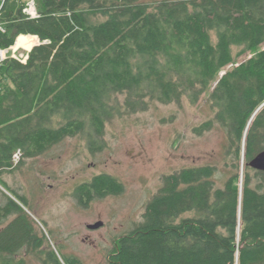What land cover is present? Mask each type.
Instances as JSON below:
<instances>
[{
    "label": "trees",
    "instance_id": "16d2710c",
    "mask_svg": "<svg viewBox=\"0 0 264 264\" xmlns=\"http://www.w3.org/2000/svg\"><path fill=\"white\" fill-rule=\"evenodd\" d=\"M37 5L38 19L25 18L15 2L2 18L0 48L20 35L37 36L41 44L27 63L9 58L0 68V178L88 129L89 149L99 150L119 96L137 112L151 102L188 97L196 103L209 95L218 111L202 128L228 129L239 160L245 149L242 173L238 161L223 188L215 187L212 166L165 176L144 222L119 240L110 264H264V173L248 165L264 151V0L163 1L154 10L142 0ZM18 150L23 157L14 166ZM123 192L106 174L78 189L83 205ZM6 197L0 225L23 213ZM189 212L196 216L181 217ZM12 221L0 232V264H26L18 254L40 253L44 240ZM48 259L63 264L53 253Z\"/></svg>",
    "mask_w": 264,
    "mask_h": 264
},
{
    "label": "rangeland",
    "instance_id": "374dc122",
    "mask_svg": "<svg viewBox=\"0 0 264 264\" xmlns=\"http://www.w3.org/2000/svg\"><path fill=\"white\" fill-rule=\"evenodd\" d=\"M163 1L178 0H142L152 10ZM40 44L38 37L34 45ZM14 48H18L16 56L28 54L17 42ZM212 103L209 95L196 103L184 97L171 104L151 102L144 110L129 112L125 97L119 96V108L106 124L99 150L89 149L92 132L88 129L5 172L0 178V207L7 205L9 195L23 213L16 211L5 219L0 232L13 220L15 226L28 225L37 240H44L40 253L21 251L17 259L46 264L53 253L63 264V259L77 264H110L117 241L144 222L147 205L163 186L165 176L212 166V181L216 188H223L238 171V161L242 173L245 149L239 160L228 129L219 123L209 130L202 128L218 111ZM102 174L116 178L124 192L81 204L79 187ZM251 176L256 187L259 179L252 171ZM193 216L196 213L189 212L181 217ZM99 223L102 227L89 229Z\"/></svg>",
    "mask_w": 264,
    "mask_h": 264
},
{
    "label": "built area",
    "instance_id": "2783aa9c",
    "mask_svg": "<svg viewBox=\"0 0 264 264\" xmlns=\"http://www.w3.org/2000/svg\"><path fill=\"white\" fill-rule=\"evenodd\" d=\"M10 2H15L21 9L22 15L30 20L38 19L41 15L38 10L37 0H0V32L5 33L6 28L5 24L2 21L4 12L6 10V5ZM21 37H24V35H20L19 38H17V43L19 44V40ZM16 44V43H15ZM25 51H28V54H20L16 56L18 48H14V45L10 48L4 49L0 48V68L2 64L9 58H13L23 64L27 63V60L29 58V52L32 49H28L27 47L20 45ZM35 47L32 46L31 48ZM13 51V54H10V52ZM0 94H1V88H0ZM23 157V152L21 150H18L15 152L13 156V162L15 164L20 163Z\"/></svg>",
    "mask_w": 264,
    "mask_h": 264
},
{
    "label": "water",
    "instance_id": "95a60500",
    "mask_svg": "<svg viewBox=\"0 0 264 264\" xmlns=\"http://www.w3.org/2000/svg\"><path fill=\"white\" fill-rule=\"evenodd\" d=\"M249 167L263 172L264 173V151L260 152L259 154H257L250 162H249ZM102 223L93 225V226H89L90 229H98L102 226Z\"/></svg>",
    "mask_w": 264,
    "mask_h": 264
},
{
    "label": "bare ground",
    "instance_id": "6f19581e",
    "mask_svg": "<svg viewBox=\"0 0 264 264\" xmlns=\"http://www.w3.org/2000/svg\"><path fill=\"white\" fill-rule=\"evenodd\" d=\"M20 43L19 45H23L25 47H29L28 49H31L30 47H32L36 42H38V37L35 36H24L20 38Z\"/></svg>",
    "mask_w": 264,
    "mask_h": 264
},
{
    "label": "flooded vegetation",
    "instance_id": "af4514ba",
    "mask_svg": "<svg viewBox=\"0 0 264 264\" xmlns=\"http://www.w3.org/2000/svg\"><path fill=\"white\" fill-rule=\"evenodd\" d=\"M102 227V226H101ZM90 229V228H89ZM92 230H94V229H92ZM123 238V237H122ZM122 238H120L119 240H121ZM119 240L117 241V243H116V247H115V249L117 248V246H118V242H119ZM122 246V245H121ZM109 260H110V258H109Z\"/></svg>",
    "mask_w": 264,
    "mask_h": 264
}]
</instances>
